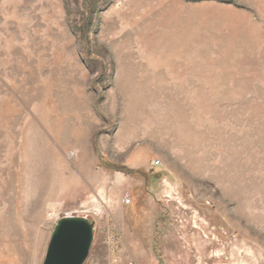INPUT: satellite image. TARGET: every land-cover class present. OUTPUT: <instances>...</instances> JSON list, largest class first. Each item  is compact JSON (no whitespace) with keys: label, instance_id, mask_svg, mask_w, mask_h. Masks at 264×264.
<instances>
[{"label":"rangeland","instance_id":"obj_1","mask_svg":"<svg viewBox=\"0 0 264 264\" xmlns=\"http://www.w3.org/2000/svg\"><path fill=\"white\" fill-rule=\"evenodd\" d=\"M67 214L84 264H264V0H0V264Z\"/></svg>","mask_w":264,"mask_h":264},{"label":"water","instance_id":"obj_2","mask_svg":"<svg viewBox=\"0 0 264 264\" xmlns=\"http://www.w3.org/2000/svg\"><path fill=\"white\" fill-rule=\"evenodd\" d=\"M94 220L86 215L58 218L41 264H84L94 239Z\"/></svg>","mask_w":264,"mask_h":264},{"label":"crops","instance_id":"obj_3","mask_svg":"<svg viewBox=\"0 0 264 264\" xmlns=\"http://www.w3.org/2000/svg\"><path fill=\"white\" fill-rule=\"evenodd\" d=\"M127 247L128 250L126 252H118V255L120 253L122 264H151L150 260L152 258H150L149 244L146 239H129Z\"/></svg>","mask_w":264,"mask_h":264},{"label":"built area","instance_id":"obj_4","mask_svg":"<svg viewBox=\"0 0 264 264\" xmlns=\"http://www.w3.org/2000/svg\"><path fill=\"white\" fill-rule=\"evenodd\" d=\"M155 164L157 163V161L156 162H154ZM126 203H129V198H125V200H124Z\"/></svg>","mask_w":264,"mask_h":264},{"label":"bare ground","instance_id":"obj_5","mask_svg":"<svg viewBox=\"0 0 264 264\" xmlns=\"http://www.w3.org/2000/svg\"><path fill=\"white\" fill-rule=\"evenodd\" d=\"M11 264V263H10Z\"/></svg>","mask_w":264,"mask_h":264}]
</instances>
